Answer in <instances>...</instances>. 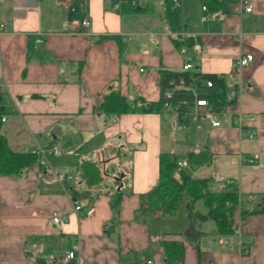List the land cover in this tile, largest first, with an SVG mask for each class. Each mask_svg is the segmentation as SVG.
<instances>
[{
	"label": "crops",
	"instance_id": "0c3cea01",
	"mask_svg": "<svg viewBox=\"0 0 264 264\" xmlns=\"http://www.w3.org/2000/svg\"><path fill=\"white\" fill-rule=\"evenodd\" d=\"M136 1L141 9L124 11L111 0H0L2 132L15 152L61 150L45 166L39 160L17 176H0V264H164V240L183 243V264H264V214L252 213L264 205V0H249L250 13L238 11L241 0H223V8L180 0V32L169 30L163 0ZM76 2L84 14L71 20ZM38 33L44 42L35 52L29 36ZM245 54L254 62L237 70ZM187 61L191 71L223 76L228 89L243 82L240 98L218 116L220 127H212L211 116H191L174 149L185 154L176 157L187 161L184 174L210 178L209 186L241 198L232 237L246 256L229 250L228 235L203 217L208 211H194L196 202L179 205L165 221L138 213L140 195L157 183L160 153L172 152L164 149L167 122L154 113L106 120L97 110L111 90L159 100L160 71L182 72ZM238 111L254 118L251 128L234 124ZM204 149L211 164L194 169L187 156ZM87 160L111 172L93 190L78 178ZM118 172L125 193L115 216L109 192ZM73 188L82 192L84 214L74 211ZM55 214L67 220L55 223ZM67 252L76 259L67 261Z\"/></svg>",
	"mask_w": 264,
	"mask_h": 264
},
{
	"label": "trees",
	"instance_id": "16d2710c",
	"mask_svg": "<svg viewBox=\"0 0 264 264\" xmlns=\"http://www.w3.org/2000/svg\"><path fill=\"white\" fill-rule=\"evenodd\" d=\"M132 1L111 0L114 5L121 4L124 11L141 9L139 5L132 6ZM176 1L179 2L180 0H163V16L171 32H180L183 26L181 10L176 5ZM202 2H211L221 8L224 6L223 0H202ZM81 9L80 3L76 2L70 9L69 18L72 20L77 17H82L84 13ZM175 41L177 45H180L178 38ZM29 45L35 51L34 35L29 36ZM180 79H183L187 85L199 90L200 96L206 98L215 111H219L226 105L233 103L227 100L228 87L223 76L201 74L191 70L182 72L161 70L158 79L160 88L159 100L146 102L140 97L131 99L122 95L119 91L111 90L102 96L97 110L106 120L116 119L125 114H162L166 102V92L173 88L171 86L173 81H179ZM207 81L212 83L211 87L207 86ZM170 103L182 116L192 110L194 97L187 90H177L174 92V97L170 100ZM5 115L6 111L0 104V176L11 177L17 176L25 169L37 164L41 160V156L38 153L15 152L10 148L2 132V118ZM180 120H182V117ZM187 157L190 165L194 169L209 167L211 164V155L206 149L199 153L190 152ZM78 173L80 182L84 183L86 188L90 190L101 186L104 175H111L109 170L105 169L102 171L100 165L91 160L82 162L78 166ZM121 176L122 172H118L114 176L116 187L109 192L111 207L115 216L120 212L121 200L125 193L124 189L120 187ZM210 180V178H198L184 174L178 170V159L174 152H161L159 155V176L157 183L151 190L140 195L141 206L138 213L145 211L148 213L154 212L159 217H164L176 211L180 203L187 197L192 203L203 201L208 210L206 216L203 217L212 219L215 222L220 235H233L235 233L234 213L238 206V194L233 191H211L209 189ZM70 190L73 200L82 196V192L78 189L73 188ZM88 193L89 190L85 191L83 195ZM99 193L101 192L97 191L95 197ZM247 213L249 212H245V214ZM252 213L264 214V205L256 207ZM160 246L164 254V264H183V243L177 240H164L160 242Z\"/></svg>",
	"mask_w": 264,
	"mask_h": 264
},
{
	"label": "built area",
	"instance_id": "2783aa9c",
	"mask_svg": "<svg viewBox=\"0 0 264 264\" xmlns=\"http://www.w3.org/2000/svg\"><path fill=\"white\" fill-rule=\"evenodd\" d=\"M131 4L134 7L140 5V3L136 0H133L131 2ZM176 5L178 7H180L178 1H176ZM237 9L240 12L245 11V12L249 13V12L253 11V5L250 3L249 0H241ZM82 26L87 30L89 28V22L87 20H83ZM42 36L43 35L40 33L34 35V48H35V50H37L43 44L44 40H43ZM253 62H254V56L252 54H245V55L239 56L236 59L235 66H236L237 70L238 69L240 70V69L250 65ZM192 68H193L192 62L187 61L186 64L183 66V71H189ZM140 71L142 73L145 72L144 69H141ZM206 84L208 87L212 86V83L210 81H207ZM171 86L173 88L168 90L165 94L166 102L164 105V110L162 112V116H163L164 120L168 121L169 123H173V122L175 123L176 122L177 123V129L179 131H183L187 128V122L191 116H194L197 118H202L204 116H211L212 117V121H211L212 127L215 128V127L221 126V122L218 119V116L221 113H223V111L226 110L227 105L219 111L213 110L209 101L206 98H203L200 96V91L193 88L190 85H187L183 79H180L179 81H173L171 83ZM177 90H187L194 97V104H193L192 110L189 112H186L182 116L170 103V100H172L174 97V92ZM242 93H243V82H242V80H240L236 86L228 89L227 100L234 103L240 98ZM181 117H182V120H180ZM5 120H6V118L3 117L2 122H4ZM253 122H254V118L251 116H246L242 111H238L236 113V115L234 116V124H236L241 129H243L245 126H250L249 128H251V124H253ZM197 127L201 128V125H198ZM254 134H255V131L251 130L250 137L253 138ZM29 152L37 153V152H33V151H29ZM38 154H40V156H41V160H40L41 165L45 166V165H47V156L48 155L58 156L61 154V150H60L58 145H53L48 149L40 150V153L38 152ZM186 165H187V161L179 162L178 163V170L180 171L182 169V167H184ZM254 199H255V196H253V195L249 196V200L252 201ZM241 202L242 201L240 198L238 200V206L239 207L241 205ZM73 203H74V211L75 212H80L82 214H84L86 212V209L80 204V202L77 199L73 200ZM53 220L55 223H63L67 220V217L66 216H58L57 214H55L53 217ZM225 244L229 247V250L231 252L239 253V254L244 255V256L249 254V251L247 250V247L244 246V243H242L240 239H238V241H236L232 237V235H228L226 237ZM65 259L67 261H71V260L76 259L75 252H67ZM145 264H153V261L152 260H146Z\"/></svg>",
	"mask_w": 264,
	"mask_h": 264
},
{
	"label": "rangeland",
	"instance_id": "374dc122",
	"mask_svg": "<svg viewBox=\"0 0 264 264\" xmlns=\"http://www.w3.org/2000/svg\"><path fill=\"white\" fill-rule=\"evenodd\" d=\"M166 122H167V124L164 127V128H166V130L164 132V149L171 150L172 152H175L176 157L181 158L185 154H184V152H179L178 149H174V138H179V137L183 136L184 135V132H183L184 130L183 131H179L177 129V123L176 122L175 123L174 122L173 123H169L168 121H166ZM170 138H171V141H168ZM213 173H215V172H213ZM216 176H217L218 179L221 180V182L223 181L222 180L223 178L221 176H219V173L216 174ZM222 176H224V175H222ZM209 189L211 191H215V192L218 191L219 192V188L217 186H209ZM189 204H191V202L189 201V199H187V197H185L184 200L180 203V206H182V207L183 206H186V208H187ZM194 211L195 212H198L199 211L201 214H203V213H207L208 210L205 207L203 201H197L196 202V205H195ZM194 211L192 210V213H194ZM149 213H154V212H149ZM172 218H174V212H172L171 214H169L166 217H164L162 219V221L170 220ZM210 221H211V223H213V220L212 219H210Z\"/></svg>",
	"mask_w": 264,
	"mask_h": 264
},
{
	"label": "water",
	"instance_id": "95a60500",
	"mask_svg": "<svg viewBox=\"0 0 264 264\" xmlns=\"http://www.w3.org/2000/svg\"><path fill=\"white\" fill-rule=\"evenodd\" d=\"M190 42H194V39L193 38L187 39L186 43H187L188 46H190V44H189Z\"/></svg>",
	"mask_w": 264,
	"mask_h": 264
},
{
	"label": "bare ground",
	"instance_id": "6f19581e",
	"mask_svg": "<svg viewBox=\"0 0 264 264\" xmlns=\"http://www.w3.org/2000/svg\"><path fill=\"white\" fill-rule=\"evenodd\" d=\"M252 12V11H251ZM250 13V12H249ZM146 261V260H145Z\"/></svg>",
	"mask_w": 264,
	"mask_h": 264
}]
</instances>
